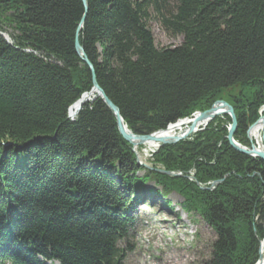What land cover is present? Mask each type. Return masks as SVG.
Wrapping results in <instances>:
<instances>
[{"label": "trees", "instance_id": "16d2710c", "mask_svg": "<svg viewBox=\"0 0 264 264\" xmlns=\"http://www.w3.org/2000/svg\"><path fill=\"white\" fill-rule=\"evenodd\" d=\"M153 21L182 42L159 47ZM0 32V264H125L138 205L170 206L172 193L216 234L203 264L257 263L264 160L231 146L230 116L162 144L145 167L100 97L69 110L94 86L78 38L132 132L225 99L249 146L264 114V0H0Z\"/></svg>", "mask_w": 264, "mask_h": 264}, {"label": "rangeland", "instance_id": "374dc122", "mask_svg": "<svg viewBox=\"0 0 264 264\" xmlns=\"http://www.w3.org/2000/svg\"><path fill=\"white\" fill-rule=\"evenodd\" d=\"M151 27L159 47L178 45L182 42V36L167 34L157 21H153ZM6 35L8 36V34ZM254 143L256 144V142ZM250 145L251 141L249 146H244L250 147ZM139 147H141L140 153L137 152V148L135 150H137V155H140L141 163L151 167L152 159L148 158L150 157L149 153L153 150L145 144ZM144 171L145 169L138 172L137 175L141 177ZM173 173L178 176L183 175L181 172ZM214 182L208 188L212 189L217 184L214 185ZM148 186L154 187L156 185L149 183ZM202 188L206 187L202 186ZM168 199L171 201L170 206H164V203L158 199L149 200L148 198H144L138 205V210L135 212L138 221L130 229L128 238L119 243L121 248H126L129 244L134 245V250L128 251L126 254L125 264H203L211 256L212 243L216 238L213 229L199 215L187 213L182 209L183 198L180 195L172 193Z\"/></svg>", "mask_w": 264, "mask_h": 264}, {"label": "water", "instance_id": "95a60500", "mask_svg": "<svg viewBox=\"0 0 264 264\" xmlns=\"http://www.w3.org/2000/svg\"><path fill=\"white\" fill-rule=\"evenodd\" d=\"M83 1H84L85 5L87 7V0H83ZM83 24H84V19L82 20L81 26H83ZM0 34L4 35L10 41L9 37L6 34H3L1 32H0ZM76 50H77L78 54L82 57L84 62L88 65L90 70L92 71L94 86H93V89L91 90V92L95 90L97 92V94L94 95V97L92 99H90V100H83V96L85 94H88V93L83 94V96L75 103V104L79 103V106H78V109L76 110V112L75 113L69 112L70 117H75L79 113V111L81 110L82 106L86 102L93 101L96 98L100 97L106 103V105L113 111V113H114V115L116 117V120H117L118 129H119L121 135L130 144L133 145L134 151H136L135 150L136 148H138L139 146L145 144L149 140H154L156 142H160L161 144L177 143V142H179L181 140L186 139L187 137H189V135H191L192 133H195L198 130V129H196L194 127V124H192L187 133H185L182 136L178 135V136L171 137V138H163V137H159L158 138V137H155V135H154L155 133L161 132V131H165L166 129L159 130V131H156L154 133L147 134V135H141V134H136V133L132 132L127 127V125L124 123V119H123V117H122V115L120 113V109L118 108V106H116L114 104V102L106 95L104 90L98 84L97 79H96V75H95L94 66L91 63V61L88 59V57H87V55H86V53L84 51V47L81 45V43H80L78 38L76 40ZM91 92H89V93H91ZM75 104H73L71 107H73ZM221 106L225 109L224 114L229 115L231 117V119H232V123H231V126L229 127V131H228V135H227L228 141L231 144V146L234 149H236V150H238V151H240L242 153H245L247 155H250V156H253V157H257V158H260V159L264 160V149L263 150H259L258 148H256V145H255V143H253V141H251L250 147H247V146H244V145L240 144L239 142H237L234 139V135H235V133L237 131V128H238V120H237V115L235 113L234 107L229 102L220 99V100H217L212 105V107L210 109H208L206 111H198V117H197L198 120L207 119L208 122L211 121L217 115L220 114V113H217L216 110L218 108H220ZM262 112H264V106L262 108ZM259 123H261V126L264 129V114L256 122H254L249 127L248 132H247L249 138H250L251 129L254 126L258 125ZM262 139H263V143H264V134L262 135ZM158 170L163 172V173H165V174L175 175L171 171H167V170H164V169H158ZM218 182L219 181H215L213 184L215 185ZM209 189H211V188H209ZM263 228H264V222H263ZM260 260H261V256L259 257V260H258V262L256 264H261Z\"/></svg>", "mask_w": 264, "mask_h": 264}, {"label": "bare ground", "instance_id": "6f19581e", "mask_svg": "<svg viewBox=\"0 0 264 264\" xmlns=\"http://www.w3.org/2000/svg\"><path fill=\"white\" fill-rule=\"evenodd\" d=\"M96 94L97 92L94 90L91 93L84 95L83 100H90ZM78 106H79V103L75 104L73 107H78ZM216 112L220 113L219 115H222L224 114L225 109L221 106L220 108L216 110ZM71 113H72V110H71ZM197 117H198V112L194 113L192 117L180 119L176 123L171 124L165 131L157 132L154 135L155 137H158V138L159 137L171 138V137H175L178 135L180 136L184 135L185 133L188 132L192 124H194V127L196 129H200L206 126L208 120L207 119L198 120ZM262 130L263 128L261 126V123H259L258 125L254 126L250 131L249 139L250 141H253V143L256 142L255 144L256 148H258L259 150L264 149V143H263L262 134H261ZM145 145L151 148V150L156 151L162 144L154 140H149L145 143ZM139 161H140V158H139ZM260 256H261L260 262L261 264H264V239L261 241Z\"/></svg>", "mask_w": 264, "mask_h": 264}, {"label": "built area", "instance_id": "2783aa9c", "mask_svg": "<svg viewBox=\"0 0 264 264\" xmlns=\"http://www.w3.org/2000/svg\"><path fill=\"white\" fill-rule=\"evenodd\" d=\"M154 153H155L154 151H152L151 153H149L150 154V157L149 158H152V156H153ZM138 157H140V155H138Z\"/></svg>", "mask_w": 264, "mask_h": 264}]
</instances>
